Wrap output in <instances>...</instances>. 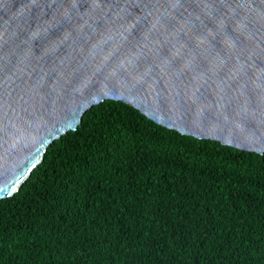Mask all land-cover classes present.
Returning a JSON list of instances; mask_svg holds the SVG:
<instances>
[{
  "label": "water",
  "instance_id": "obj_1",
  "mask_svg": "<svg viewBox=\"0 0 264 264\" xmlns=\"http://www.w3.org/2000/svg\"><path fill=\"white\" fill-rule=\"evenodd\" d=\"M107 99L264 154V0H0V200Z\"/></svg>",
  "mask_w": 264,
  "mask_h": 264
},
{
  "label": "trees",
  "instance_id": "obj_2",
  "mask_svg": "<svg viewBox=\"0 0 264 264\" xmlns=\"http://www.w3.org/2000/svg\"><path fill=\"white\" fill-rule=\"evenodd\" d=\"M0 264H264V154L107 99L0 200Z\"/></svg>",
  "mask_w": 264,
  "mask_h": 264
}]
</instances>
